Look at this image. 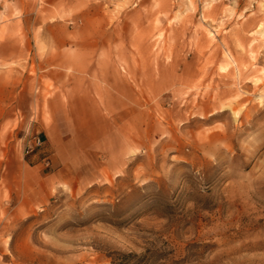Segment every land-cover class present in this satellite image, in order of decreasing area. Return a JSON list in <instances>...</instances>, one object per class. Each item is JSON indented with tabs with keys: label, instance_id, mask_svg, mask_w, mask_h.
<instances>
[{
	"label": "rangeland",
	"instance_id": "rangeland-1",
	"mask_svg": "<svg viewBox=\"0 0 264 264\" xmlns=\"http://www.w3.org/2000/svg\"><path fill=\"white\" fill-rule=\"evenodd\" d=\"M0 264H264V0H0Z\"/></svg>",
	"mask_w": 264,
	"mask_h": 264
},
{
	"label": "crops",
	"instance_id": "crops-1",
	"mask_svg": "<svg viewBox=\"0 0 264 264\" xmlns=\"http://www.w3.org/2000/svg\"><path fill=\"white\" fill-rule=\"evenodd\" d=\"M106 93H108L106 91ZM102 100H104V102H107V105L109 103V100H105V98H103L102 96ZM41 138L44 139V142H46L49 139V135H47L46 132L43 133V135H41ZM58 143L54 144V146L57 148ZM58 149V148H57ZM52 154L48 155L45 153V157L42 159L45 163V167L49 168L51 167H55L56 169L54 170H49V171H44L42 172V176H41V180L39 181L38 185H37V191H36V197L37 200H46L50 197L51 195V191L53 190V187L55 185L60 186L59 181L62 180L64 178V176H67V172L65 171V168H63V164L62 162H57L54 160L53 162V158H52ZM49 160V162L47 163V160ZM47 163V164H46ZM50 164V166H48ZM62 164V165H61ZM53 165V166H52ZM60 165V166H59ZM58 166V167H57Z\"/></svg>",
	"mask_w": 264,
	"mask_h": 264
},
{
	"label": "built area",
	"instance_id": "built-area-1",
	"mask_svg": "<svg viewBox=\"0 0 264 264\" xmlns=\"http://www.w3.org/2000/svg\"><path fill=\"white\" fill-rule=\"evenodd\" d=\"M43 143V140L41 138V136H35L33 139V142L31 144L28 145L27 147V152H32L35 149H37V147L41 146ZM49 162V160H47V163Z\"/></svg>",
	"mask_w": 264,
	"mask_h": 264
}]
</instances>
